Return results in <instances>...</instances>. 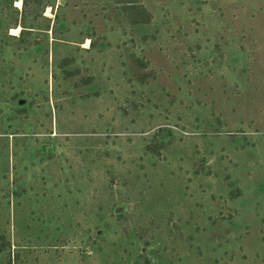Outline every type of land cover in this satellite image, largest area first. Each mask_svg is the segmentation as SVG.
Listing matches in <instances>:
<instances>
[{
  "label": "rangeland",
  "instance_id": "rangeland-1",
  "mask_svg": "<svg viewBox=\"0 0 264 264\" xmlns=\"http://www.w3.org/2000/svg\"><path fill=\"white\" fill-rule=\"evenodd\" d=\"M0 264H264V0H0Z\"/></svg>",
  "mask_w": 264,
  "mask_h": 264
},
{
  "label": "bare ground",
  "instance_id": "bare-ground-1",
  "mask_svg": "<svg viewBox=\"0 0 264 264\" xmlns=\"http://www.w3.org/2000/svg\"><path fill=\"white\" fill-rule=\"evenodd\" d=\"M13 31H16V28L12 29Z\"/></svg>",
  "mask_w": 264,
  "mask_h": 264
}]
</instances>
